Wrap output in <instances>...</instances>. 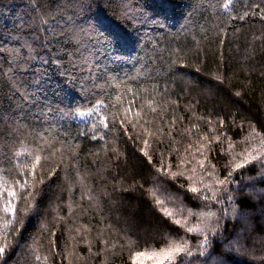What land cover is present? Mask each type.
Masks as SVG:
<instances>
[{
  "label": "trees",
  "instance_id": "trees-1",
  "mask_svg": "<svg viewBox=\"0 0 264 264\" xmlns=\"http://www.w3.org/2000/svg\"><path fill=\"white\" fill-rule=\"evenodd\" d=\"M223 2L199 0L185 17L189 0H98L104 7L94 8V23L113 45L101 41L107 55L96 57L92 83L82 80L83 89L64 87L55 95L46 91L43 105H24L23 129L9 125L13 131L0 135V240L15 253L7 264H149L143 257L150 249L181 234L160 197L176 195L185 210L199 211L207 201L199 187L206 174L218 192L229 188L239 195L234 186L261 167L247 153L264 151L257 138L264 136V11L239 17L254 13L257 4L264 10V3L234 0L226 13ZM26 11L23 0H0V22ZM221 30L226 37L217 35ZM3 68L0 96H11L10 88L22 95L35 91L25 83L29 77L9 83L13 72ZM100 100L104 107L97 112ZM89 110L91 116L79 119ZM103 115L109 127L92 129ZM36 155L39 165L22 171ZM165 172L171 175L159 179ZM25 180L27 191L19 187ZM193 187L200 198L185 191ZM8 200L23 227L5 233L3 223L13 219L3 212ZM236 207L248 218L251 238L231 250L216 239L215 256L226 264H264V200H237ZM223 226L232 239L234 229L244 231L238 217Z\"/></svg>",
  "mask_w": 264,
  "mask_h": 264
},
{
  "label": "snow or ice",
  "instance_id": "snow-or-ice-1",
  "mask_svg": "<svg viewBox=\"0 0 264 264\" xmlns=\"http://www.w3.org/2000/svg\"><path fill=\"white\" fill-rule=\"evenodd\" d=\"M10 2H15V0H10ZM108 2L124 3L126 0H108ZM261 2L264 3V0H261ZM198 3L199 0H189L188 11L184 13L185 17L189 16L190 11ZM23 4L27 9L26 12L17 15L14 20L0 22V76L6 75L3 65L7 64L8 71L13 72V76L8 77L9 83L15 77H29V81H25V83H30V86L35 91L28 92L26 90V93L22 95L16 88H10L11 96H0V135H3L4 130L13 131L9 125H15L16 129H23L25 125L19 123V121L27 120L28 118L27 113L21 116V113L25 112L24 105L29 104L32 108H35L37 105H43V102L48 99L46 91L52 90L53 95H55L57 91H60L64 87H68L72 91H76L77 87L83 89L84 84L80 83L82 80L85 83H92V77L98 71L100 63L96 57L100 56L102 51L104 55H107V48L102 49L101 41H103L105 46L113 45L111 38L106 34L100 33L99 28L94 23V8L104 7L102 3H98V0H23ZM233 5L234 0H226V2L222 3V8L227 13V10L232 8ZM261 11L264 10L261 9L260 4H257L254 13L245 12L239 18L244 19L248 15L258 14ZM124 12L127 14V9ZM217 35L226 37L227 34L221 30ZM37 69L43 70L38 71ZM48 69H52V71L49 72ZM98 79L99 77H97ZM132 79L135 78L133 77ZM57 83L60 84L61 88L58 89L56 87ZM17 98L20 101L19 103L16 102ZM45 107L51 113V104L45 105ZM103 107L104 101L100 100L96 111L99 112L100 108ZM32 108H29L28 111L31 112ZM56 111H60V109H56ZM129 112H131L130 108L125 112V120L128 119ZM79 115L91 116L92 112H80ZM135 115L139 116V113ZM35 119L37 121L42 120V113H37ZM123 122L121 121V123ZM100 127H109L108 115H103L98 124H91V128L94 130ZM82 134L89 136L87 130ZM43 135L44 133L41 132L40 136ZM90 138L103 139V136L97 137L91 135ZM16 155L23 156L24 153L20 152L16 153ZM40 160L41 157L36 155L35 163L32 167L28 168L25 166L22 171L34 170L39 165ZM252 161L259 162L261 167L259 169L254 168L253 170L256 174L250 176L248 182L242 187L234 190L239 193L238 196L234 197L232 194L225 193L231 212H229L228 207L220 210L222 216L227 215L229 220L238 216L244 222L243 232L239 229L233 230L235 239L221 236L220 242L226 241V247L229 250L235 247V245L242 244L243 240L251 238L247 227L248 218L243 211H238L236 207L237 200L252 202L254 196H259L264 200V151L251 156L249 162ZM236 167L245 168L246 165L238 164ZM169 175L171 173L165 172L159 179H166ZM228 175L231 176L232 173L229 172ZM258 184L260 185L259 189L256 187ZM19 187L21 190L27 191L31 185L29 181L25 180ZM245 189H249L250 191H245ZM185 191L196 194L194 199L200 198L199 193L201 190L195 187L186 189ZM5 195L18 199L15 191H6ZM203 199L208 200L209 197L204 196ZM217 203H223V201L217 200ZM3 212L13 217V219H8L3 223L2 228L5 233L10 229L15 231L18 224L23 227V221L16 219L17 208L11 200H8L4 204ZM165 212L169 217L172 216V213L167 212L166 209ZM174 223L179 225L180 221L176 220ZM218 227L221 233L226 230L223 225H219V222ZM187 231L200 230L188 228ZM213 235H216L215 230H213ZM210 244L211 241L205 235L199 245L204 249V252H201L200 255H204L208 251ZM16 248H19V244L16 245ZM174 252L182 253L188 257L193 255L190 251L185 252L183 248H175ZM14 254L12 245H10L7 239L0 240V264H7L8 259ZM208 259H211L210 255ZM25 264H27V261H25ZM169 264H171V261H169Z\"/></svg>",
  "mask_w": 264,
  "mask_h": 264
},
{
  "label": "rangeland",
  "instance_id": "rangeland-1",
  "mask_svg": "<svg viewBox=\"0 0 264 264\" xmlns=\"http://www.w3.org/2000/svg\"><path fill=\"white\" fill-rule=\"evenodd\" d=\"M92 111L93 110L85 111V113ZM78 117L83 121L88 118L87 115L80 116L79 113ZM257 138H262V141L258 145V149L264 148V136ZM255 154L256 152L252 151L248 152L246 156L251 158V156ZM257 164L260 165L259 162H257ZM210 177V175L206 174L203 181L204 185L202 184V186H199L203 190V193L207 194L209 197L207 201H204L199 211H193L191 209L185 210L180 204L181 199L176 197V195L166 194L160 197L166 202V206L163 207V210L165 211L166 209L167 212H171V218L174 221H180V224L177 225L181 227V234L171 235L164 245L150 249L143 257L146 263L169 264V261H171V264H181V262H183V264H221V262L222 264H226L224 258L215 256V246H212V242L216 239L220 240L221 236L225 237L223 232L221 233L219 231L217 224L218 220L222 219L224 224L225 221L229 220L228 216H222L220 211L222 208L228 207L229 212H231L225 193L232 194L234 197L235 195L232 193L233 189L229 188L223 191V193H220V191L218 192V187L214 179ZM219 185H222V183ZM234 188L238 189V185H235ZM217 200H222L223 203H217ZM233 216H235V214H233ZM237 217L234 219H237ZM188 228L198 229L200 231L189 232L187 231ZM213 230L216 231L215 236L213 235ZM205 235L208 236L211 244L208 246V251L204 253V255H200L201 252H204V249L199 245ZM175 248H183L185 252L190 251L193 255L188 257L182 253H176L174 252ZM209 255L211 259H208Z\"/></svg>",
  "mask_w": 264,
  "mask_h": 264
}]
</instances>
